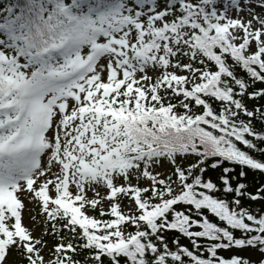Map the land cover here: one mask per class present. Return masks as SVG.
I'll return each instance as SVG.
<instances>
[{
    "label": "snow or ice",
    "instance_id": "6c2138e0",
    "mask_svg": "<svg viewBox=\"0 0 264 264\" xmlns=\"http://www.w3.org/2000/svg\"><path fill=\"white\" fill-rule=\"evenodd\" d=\"M0 3V264H264V0Z\"/></svg>",
    "mask_w": 264,
    "mask_h": 264
},
{
    "label": "trees",
    "instance_id": "16d2710c",
    "mask_svg": "<svg viewBox=\"0 0 264 264\" xmlns=\"http://www.w3.org/2000/svg\"><path fill=\"white\" fill-rule=\"evenodd\" d=\"M3 4L0 3V7H2ZM257 88L259 87H264V85H260L257 84L256 85ZM257 103L256 101H248L249 107H252L253 104ZM260 103H264V101H260ZM257 127H259V124L257 125ZM239 169H237L238 171ZM248 171V177L246 179V183H248L250 185L249 187V191L252 194H256L257 188L260 187L261 185H264V173H260V172H254L252 170H247ZM215 178V175H214ZM244 203L246 205H250L252 209H264V200H257V201H250V200H245ZM47 239H52L51 237H46ZM182 243L187 244L188 241L182 239ZM251 252V251H249ZM249 252H246L245 255L247 256V254ZM253 253V252H251ZM224 256H227L229 253L227 252H222L221 253ZM253 259L255 260L256 258L253 257Z\"/></svg>",
    "mask_w": 264,
    "mask_h": 264
},
{
    "label": "rangeland",
    "instance_id": "374dc122",
    "mask_svg": "<svg viewBox=\"0 0 264 264\" xmlns=\"http://www.w3.org/2000/svg\"><path fill=\"white\" fill-rule=\"evenodd\" d=\"M25 204H26V206H27L28 208H32V207H33V205L29 204L28 201H25ZM37 212H38V209H37ZM42 220H43V217L40 216V215H37V219H36L35 223L38 225V227H37V229H36L35 232H34V234L37 235V236H39V235L41 234V230H42L43 227H44V225L41 223ZM24 222H25V224H28L29 227L32 226V223H33V222H31V221L29 220V215H28L27 212H25V214H24ZM46 239H47V238H46ZM48 240H49V243H52V239H49V238H48ZM44 254H45L46 257L48 256V252H47V251H45ZM248 255L252 256V258H253V257L256 258V256H257V254H255V253H251V252H249V253L247 254V256H248Z\"/></svg>",
    "mask_w": 264,
    "mask_h": 264
}]
</instances>
